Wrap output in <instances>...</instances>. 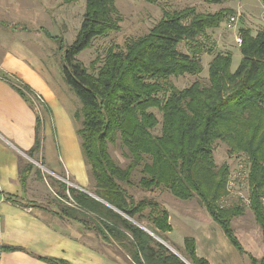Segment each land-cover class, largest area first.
I'll list each match as a JSON object with an SVG mask.
<instances>
[{
    "label": "trees",
    "instance_id": "obj_1",
    "mask_svg": "<svg viewBox=\"0 0 264 264\" xmlns=\"http://www.w3.org/2000/svg\"><path fill=\"white\" fill-rule=\"evenodd\" d=\"M203 1L221 4L239 0ZM229 14L228 10L198 14L194 8L165 12L148 35L132 41L123 50L111 48L104 59L97 57L89 69L78 56L91 47L94 39L120 30L114 0H86L84 19L71 46L66 45L62 36L43 30L61 53L63 80L82 105L84 130L90 137L83 138L81 148L97 180L96 195L108 204L69 189L81 212L96 214L103 223L87 227L86 214L80 218L74 215L75 210L66 211L65 216L81 223L86 230H94L118 243L134 264H185L135 224L148 219L152 224L148 229L165 242L166 234L172 231L167 209L151 199L136 201L122 187V184L133 186L130 181L138 169L143 175L138 187L143 191L154 193L165 187L181 200L198 198L238 253L247 255L230 223L233 217L243 215V207L220 205L231 193L228 169L224 167L222 180L214 170L213 145L217 140L227 143L233 153H246L249 159V204L264 242V29L255 36L250 30H240L242 62L235 72L231 71V54L219 53L213 58L209 64V87L197 82L182 91L170 81L203 71L204 47L198 38H206L205 31L217 29L227 18L234 17ZM182 44L188 54L179 51ZM17 91L28 101V94L33 95L24 86ZM155 109L162 114L160 137L153 134L160 124L151 113ZM40 129L38 118L35 144L27 153L31 158L41 148ZM82 134L78 130L79 137ZM118 136L128 150L130 162L126 169L108 154V143H115ZM33 168V164L20 168L19 179L24 190ZM61 188L65 190L63 185ZM9 199L18 202L15 197ZM243 200L240 199L245 205ZM1 250L23 249L3 247ZM183 252L190 264H210L198 257L192 237L185 238ZM248 257L250 264H264V256L260 260ZM39 259L47 264H69L62 259Z\"/></svg>",
    "mask_w": 264,
    "mask_h": 264
},
{
    "label": "rangeland",
    "instance_id": "obj_2",
    "mask_svg": "<svg viewBox=\"0 0 264 264\" xmlns=\"http://www.w3.org/2000/svg\"><path fill=\"white\" fill-rule=\"evenodd\" d=\"M68 1L69 0H0L1 35L6 34L8 36L10 35L9 37H15L17 40H26V43H29L27 48L30 51H33L35 54L41 52V57L43 59L45 58L50 74L52 76L57 75L58 78L62 80L63 76L60 65L61 53L58 52L59 50L56 44L45 36L43 30H47L55 36H62L67 46H71L74 43L84 19L86 0ZM114 2L118 10V17L120 18V30L112 32L107 36L94 39L91 47L78 56V60L88 69L90 64L96 60L97 57L104 59L107 51L111 48L115 47L123 50L127 44L148 35L150 30L161 21L165 12L174 13L186 8H194L198 14H216L219 11L228 10L231 12V14H229L230 16L234 15L236 21L232 28L228 27L230 20L227 18L219 28L205 31L206 38H198V41H203L204 47V52L201 55L203 71L198 75H184L179 78H171L170 80L177 89L182 91L190 88L197 82L203 87H209V64L219 53L232 55L231 71L235 72L242 62L240 30H250L252 35L255 36L259 31L264 29V6L262 0H239L235 2H223L221 4H209L203 0H114ZM9 41L10 45H12L11 41L14 40ZM179 51L188 54V49L185 44L179 47ZM102 64L103 63H100V66H102ZM64 84L77 104L73 110V118L78 130L83 132L81 135L82 137H79L82 144L85 139L90 137L88 132L84 130L85 127L81 113L82 105L71 88L65 82ZM35 97L36 94H33V104L30 103L29 105L33 110L36 128L38 118L42 126V119L44 118L41 110L39 111L38 108L45 105V99L42 96L44 102L37 103ZM77 113L78 118L76 117ZM151 113L157 117L160 123L153 131V134L160 137L162 135V114L157 109L151 110ZM7 136L10 138L11 143L17 147V152L20 150L23 154L27 153V151H24L23 145L20 144L17 139L9 135ZM40 141L41 143L43 141L42 135L40 136ZM107 147L108 154L112 160L122 169H126L130 161L127 157L128 150L122 145V137L118 136L115 143H108ZM40 151L41 148L35 153L33 158L26 155L27 157L21 160L23 167L28 164L34 165L27 179L25 187L26 200L24 201L30 205L41 206V209L47 211L49 216L54 218L58 224L68 229L72 227L76 229L79 227L81 230H84L85 228L81 223L66 217V211L70 213L72 210H75L77 213L75 212L74 215H78L80 218L83 217L82 215L86 214L85 218H87L84 219L88 223L87 227L94 228V223L98 224L102 222L103 220L96 214L81 212L79 207L73 202L71 194L69 193V189H75L85 194L89 193L93 196L92 198L95 197V200L108 206L106 202L96 195L97 180L93 176L92 168L87 163V160L85 159L88 174L84 182L86 186L82 187L77 183L80 182V180L73 178L63 162L58 161V169L52 171L53 168L46 165L45 158H43L44 156L41 157ZM248 160L246 153L231 152L229 145L221 140H217L213 145L212 161L215 166V172L219 173V180H222L224 167L228 169L230 173L228 190H230L229 194H231L225 198L220 205L225 208L241 206L244 209L243 215L233 217L230 223L244 252L247 254L246 256H241L238 253L217 225H215V227L218 228L216 232L218 235L214 232L212 234V241H205V243L201 241V234L205 229V225L210 221V215L198 198L195 197L184 201L175 197L165 187L156 190L154 193L143 191L138 187L143 176L140 172L141 169L134 172L130 181L133 183L132 187L126 184H122V187L128 190L129 194L133 195L136 201L151 199L158 202L160 207L164 209L165 207L163 204H168L167 208H169L171 214L176 217L173 218L175 226L181 224L178 219L183 220L182 218H186L188 234L198 236L200 244H203L201 250L204 253L207 254V252L212 251V248H214L221 251L220 255L228 260L227 264H250L248 255L257 260L262 259L264 256V242L262 230L248 202L251 197L247 180L250 165L247 163ZM230 179L233 180L234 183L229 188ZM61 185L65 187V190L61 188ZM242 198L247 199L245 201L243 200L244 203H246L245 205H242L240 201ZM148 214L149 211L145 215L148 216ZM137 223L138 222L135 224L138 227L152 235L155 240L168 248L181 261L190 264L182 254L184 253L182 249L178 247V249H176L174 243L169 239L165 242L148 229V227L152 228V224L148 219L143 220L142 223ZM211 229L210 227V230ZM86 231L89 232L90 236L95 237L98 243L100 242L107 245L106 247L110 252L113 253L116 251L123 256L128 255L125 249L112 239H106L104 235L94 230ZM212 258L216 260L219 257H214V255H212ZM128 261L132 262L130 259Z\"/></svg>",
    "mask_w": 264,
    "mask_h": 264
},
{
    "label": "crops",
    "instance_id": "obj_3",
    "mask_svg": "<svg viewBox=\"0 0 264 264\" xmlns=\"http://www.w3.org/2000/svg\"><path fill=\"white\" fill-rule=\"evenodd\" d=\"M9 36L0 33V264H47L39 257L62 259L69 264H132L128 255L110 252L107 245L98 243L85 229L71 226V231L58 224L47 211L24 201L26 194L19 179L21 160L35 144L36 128L29 105L33 104L32 95L28 96V101L17 88L24 86L45 99V105L38 110L44 118L40 155L44 156L46 165L56 171L57 162H63L73 178L80 180L77 183L82 187L86 186L88 174L73 118L77 106L74 97L62 79L50 74L41 52L35 54L27 48L26 40ZM9 40H14L12 45ZM7 135L17 139L27 153L23 154L19 149L18 153ZM9 197H15L18 202ZM163 205L169 212L172 227L167 237L176 247L184 250V239L192 237L198 257L205 258L210 264H227L228 260L218 249L204 253L198 236L188 234L186 218L180 217L183 219H178L181 224L175 226L173 218L176 217L167 208L168 204ZM215 225L210 217L200 237L203 243L212 241V234L220 228ZM3 247L23 250L6 252L1 250ZM212 255L219 258L213 260Z\"/></svg>",
    "mask_w": 264,
    "mask_h": 264
},
{
    "label": "built area",
    "instance_id": "obj_4",
    "mask_svg": "<svg viewBox=\"0 0 264 264\" xmlns=\"http://www.w3.org/2000/svg\"><path fill=\"white\" fill-rule=\"evenodd\" d=\"M235 21H236V18H235V17H231V18H230V21H229V25H228V27H229V28H232V27L234 26ZM239 42H240V41H239ZM240 43H241V42H240ZM35 98H36V102H37V103H43V102H44V100H43V98H42L41 95L36 94V97H35ZM247 179H248V177H247ZM230 181H231V182H230V184H229V188H230V186L233 185V183H234L233 180L230 179ZM229 191H230V190H229ZM242 199H244V201L247 200L246 198H242ZM248 202L250 203L249 200H248Z\"/></svg>",
    "mask_w": 264,
    "mask_h": 264
},
{
    "label": "water",
    "instance_id": "obj_5",
    "mask_svg": "<svg viewBox=\"0 0 264 264\" xmlns=\"http://www.w3.org/2000/svg\"><path fill=\"white\" fill-rule=\"evenodd\" d=\"M87 195H89L90 197H93L91 194H89V193H87ZM95 198V197H94ZM96 199V198H95ZM185 264H188V263H186V262H184Z\"/></svg>",
    "mask_w": 264,
    "mask_h": 264
}]
</instances>
